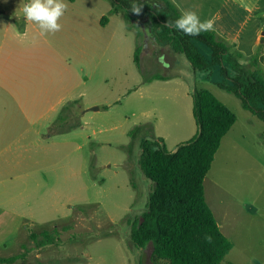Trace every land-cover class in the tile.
Here are the masks:
<instances>
[{"label":"rangeland","instance_id":"1","mask_svg":"<svg viewBox=\"0 0 264 264\" xmlns=\"http://www.w3.org/2000/svg\"><path fill=\"white\" fill-rule=\"evenodd\" d=\"M28 2L0 0V59L15 52L17 59L32 60L34 72L79 75L80 113L66 111L65 120L56 122L51 131L80 125L81 135L93 140L78 141L72 149L59 144L67 170L73 156L76 169L80 158L78 175L75 171L74 178L67 174L59 178L64 199L76 204L70 219L48 228L59 230V241L38 248L29 236L21 243L14 235L0 242V257L26 251V259L15 264H154L150 247L137 249L130 242L132 228L147 208L153 182L140 165L143 136L131 141L129 132L151 121L144 124L145 136H159L168 150H175L197 130L191 97L195 88L211 91L237 117L205 178L207 201L217 221L258 220L259 226L252 228L257 241L264 242V120L218 86L222 79L219 70H194L183 54L179 56L170 46L158 43L145 15L137 16L134 22L125 12L109 15V0H64L67 10L58 21L61 30L45 35L40 34L37 24L24 19L22 8ZM260 5L264 9V0ZM263 13L258 18L260 43H254L257 34L250 23L236 49L243 55V64L258 55L264 72ZM103 16L110 19L106 25L101 23ZM9 22L26 28L21 31L25 33L13 38L6 31ZM137 46L141 48V69L134 63ZM156 74L176 77L143 83L144 76ZM47 146L51 150V142ZM40 228L31 229L39 233Z\"/></svg>","mask_w":264,"mask_h":264},{"label":"trees","instance_id":"2","mask_svg":"<svg viewBox=\"0 0 264 264\" xmlns=\"http://www.w3.org/2000/svg\"><path fill=\"white\" fill-rule=\"evenodd\" d=\"M109 1L112 5L109 15L125 12L132 22L139 15L131 12V5L142 4L140 15L149 20L157 33L158 43L183 54L194 70L210 72L218 69L222 76L218 86L238 97L245 110L264 120V72L259 66L258 55L243 64L240 61L243 55L236 45L214 30L199 36H186L167 27V21H175L182 15L170 0ZM108 21L109 17L103 16L101 23L106 25ZM140 53L141 48L137 46L134 63L139 69ZM144 79L149 82L166 77L156 74L144 76ZM192 99L198 131L175 151L168 150L162 138H156L152 133V138L145 136L148 131L144 125H136L129 132L131 141L143 136L140 165L145 176L153 182L147 208L133 226L130 242L137 249L150 247L154 264H221L233 247L206 200L204 182L223 138L237 117L207 89L195 88ZM63 120L62 114L58 121ZM206 235L211 236L210 243L205 239ZM59 236V230L54 228L31 232L29 238L41 248L57 243ZM26 256L25 251L0 257V264H15L25 260Z\"/></svg>","mask_w":264,"mask_h":264},{"label":"crops","instance_id":"3","mask_svg":"<svg viewBox=\"0 0 264 264\" xmlns=\"http://www.w3.org/2000/svg\"><path fill=\"white\" fill-rule=\"evenodd\" d=\"M170 1L182 14L194 11L201 21L213 20L214 31L235 45L246 25L251 23L252 31L257 34L254 43H260L262 36L258 18L264 12L260 5L262 0ZM23 28L9 22L6 31L12 33L13 38H20L25 33H21L26 29ZM13 55L15 52L6 59H0V242L16 235L22 243L32 232V227L40 226L41 230L56 227L73 215L76 204L71 199H64L59 178H65L66 174L74 178L75 171L78 175L80 158L76 169L73 156L72 166L67 170L64 164L66 156L63 149H59V144H67L72 149L78 141L86 143L93 139L81 135V127L78 126L51 131L56 122H61L58 118L66 111L80 113L77 110L80 108L78 99L81 94L77 90L80 76L72 73L68 76L40 74L34 72L31 59H17ZM162 76L166 79L153 81L167 82L176 77ZM153 81L146 82L143 78V83ZM192 94L193 91L191 97ZM195 126L197 130L188 140L198 131L196 121ZM50 142L51 150L47 146ZM217 223L233 245L221 264H264L261 251L264 250V242L257 241L258 235L252 228L259 226L258 220L222 219Z\"/></svg>","mask_w":264,"mask_h":264},{"label":"clouds","instance_id":"4","mask_svg":"<svg viewBox=\"0 0 264 264\" xmlns=\"http://www.w3.org/2000/svg\"><path fill=\"white\" fill-rule=\"evenodd\" d=\"M143 5L133 3L131 12L136 15L142 13ZM67 10L64 0H29L23 5L24 19L38 25L40 34L55 33L61 30L58 22ZM166 26L182 32L186 36H199L202 32L213 31L214 21H201L194 11H185L175 21H167ZM210 243L211 236H205Z\"/></svg>","mask_w":264,"mask_h":264}]
</instances>
